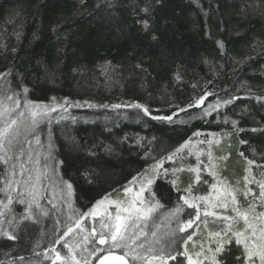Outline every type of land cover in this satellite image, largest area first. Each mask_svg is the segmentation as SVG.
<instances>
[{
    "label": "trees",
    "instance_id": "trees-1",
    "mask_svg": "<svg viewBox=\"0 0 264 264\" xmlns=\"http://www.w3.org/2000/svg\"><path fill=\"white\" fill-rule=\"evenodd\" d=\"M145 7L147 16L141 11ZM145 18L150 22L147 31L137 22ZM9 71L11 75L0 80V97L5 92L11 95V88L22 100L26 95L34 103L56 106V111L37 117L34 135L21 127L19 138L26 150L38 156L42 169L48 165V178L43 181L46 198L40 201L48 215L34 210V219L19 227L15 221L9 225L7 220L13 216L19 220L26 208L12 193V211L0 206L5 212L0 230L14 232L17 239L9 240L0 232V264H53L51 249L63 255L65 242L55 241L69 225L75 227L82 213L105 196L114 197L133 177L141 181L160 161L162 173L194 165V158L188 162L179 153L174 160L167 157L200 136L213 140L209 147L216 180L223 178L243 189L249 168L251 175L264 179V133L251 131L264 127V101L255 99L264 96V0H0V73ZM177 72L180 81L175 79ZM23 87L28 88L27 94ZM206 93L204 103L195 106ZM230 99L231 104L223 103ZM133 103L146 106L153 116L173 115V121L151 119L141 109L129 107ZM217 103L219 108L204 115L208 105ZM116 104L121 107L113 108ZM242 139L249 143L241 144ZM248 159L255 164L249 166ZM208 163L201 168L209 183L194 194L212 191L210 184L216 180L204 168ZM5 167L0 163V189ZM176 175L180 191L168 182L171 171L167 179L158 178L151 186L163 206L157 211L183 205L178 198L185 194L193 174L185 170ZM62 181L73 185L70 197ZM248 187L258 191L255 183ZM0 201L7 203L3 191ZM183 210L187 211L186 205ZM222 227L213 218L207 226L197 223L188 250L199 251L200 243L207 247V233ZM243 227L242 221L234 225ZM90 240L93 243L82 248L91 250L94 237ZM177 247L183 251L182 245ZM89 259L94 264L96 258Z\"/></svg>",
    "mask_w": 264,
    "mask_h": 264
},
{
    "label": "snow or ice",
    "instance_id": "snow-or-ice-1",
    "mask_svg": "<svg viewBox=\"0 0 264 264\" xmlns=\"http://www.w3.org/2000/svg\"><path fill=\"white\" fill-rule=\"evenodd\" d=\"M141 11L145 13V16L149 14V8L147 7L141 9ZM137 22L143 26L145 31L149 30L150 22L148 19H141ZM152 39L155 40L156 36L153 35ZM218 43L221 48L224 47L223 42ZM9 75H11L10 71L0 73V80H5ZM175 79L177 81L182 79L179 72L175 74ZM7 83L10 84V82ZM9 90L12 91L11 95L5 92L0 97V124H2L0 126V163L6 166L4 187L0 191L5 193L7 200V203L0 201V206L11 212L12 209L9 206L13 204L14 200L12 193H16V202L26 206L25 214H21L19 220L13 216L12 219L7 220V223L12 225L15 221L17 227H19L21 222L35 218L36 213L34 210H39L41 214L48 215L47 210L40 203L41 199L46 198L45 191L43 190V181L48 178L46 172L48 165L45 163L42 169L39 166L40 160L38 156L34 157L31 151L25 149L24 143L19 139L21 136L20 128L24 127L26 134L30 132L34 135L39 122L37 117L43 119L49 112H55L56 106L49 107L48 105L34 103L28 100L26 95L22 100L19 93H16L11 88ZM28 91L27 87L22 88L24 94H27ZM207 95L208 93L200 96L195 101V106L202 105ZM233 99H240V97H233ZM255 99L264 101V96H257ZM5 100L10 103L6 105L4 103ZM223 103L225 105L231 104L232 99L225 100ZM193 106V104L188 105L189 108ZM261 106L264 107V103ZM59 107L64 106L59 105ZM112 107L120 108L121 105L116 104L112 105ZM129 107L141 109L145 116H150L154 120L167 121L169 123L173 121V115L153 116L146 106L139 103H133ZM219 107V103L208 105V108L204 111V115H209L211 111H215ZM21 108L23 110L18 111ZM180 111H186V109L180 108ZM232 124L235 127L237 121L233 120ZM239 131H244V129H239ZM251 131L254 133H264V127L252 128ZM195 135H199V133ZM35 140L37 144L40 143L38 136L35 137ZM27 143L29 146L31 145L30 140H27ZM187 143L181 145L167 159L174 160L177 154L187 146ZM240 143L247 144L249 142L242 139ZM208 144L211 145L212 141H208ZM207 155L209 163L204 168L208 170V175L216 180L218 173L215 171L216 165L211 163V151ZM240 155L244 156V153L240 152ZM50 157L51 152H49L48 157L45 159L47 160ZM220 159L226 160L227 157H220ZM196 161L195 165H188L186 168L174 167L171 170L163 169V173L161 172L163 161H160L152 165L154 174L141 180L137 191H134L130 187L124 189L126 195L130 196V199L109 200L105 196L103 199L96 201L95 205L88 212L82 213L75 220V229H80L81 232H84L85 229L81 221L88 216L93 218L99 216V232L93 227L91 231H88L83 236L80 243L73 244L65 240V237L74 231V227L69 225L63 235L55 241L56 244L65 241L63 247L68 250V254L62 256L59 251L52 248L51 251L55 253L53 264H57V261L60 264H92L89 257H95L96 264H136V262H140V264H168L169 260L175 261V264H183V261L178 259V257H184L187 260V264H205L206 261L208 264H264V210L258 211V208H264V179H257L251 175L249 168L246 169L248 175H245L243 178V189L229 185L221 178L210 184L212 191L205 189L204 194L197 195L194 193L200 192L203 185L208 184L209 181L202 175L204 169L201 168V164L204 162L200 159V153L196 154ZM247 163L249 166H252L255 164V161L248 159ZM27 164H32L33 167L29 168L26 166ZM185 170L193 174V180L183 190L185 194L179 196L178 199L183 202V205L193 209L194 214H189V218L186 220H180L179 217L183 212V205L177 203L167 214L169 218L175 217L177 219L176 229L165 232L162 237H158L156 231H151L150 233L145 231L144 229L148 227L147 221L150 219L151 214L157 208L163 207L155 199L156 194L151 186L158 178L167 179L168 173L171 171L173 178L168 182L177 191H180L177 185L179 177L176 174ZM17 175H19V179L16 178ZM261 175L264 176V172ZM136 180L137 178L133 177L130 183H135ZM62 183L66 187L67 194L70 197L73 185L68 181H62ZM252 183L258 186V193L251 187H248ZM146 191L148 192V203H146L144 196ZM53 199H55L54 191ZM109 205H114V212L108 210ZM69 207H71L70 203ZM217 209H221L223 212L234 213V215H224L216 211ZM202 216L203 220L201 219ZM0 217H5L4 211H0ZM208 217H212L214 222L223 223L224 227L217 231H209L207 233V247H205L204 243H200V250L190 253L188 245L189 242L193 241L195 232H188V230L192 229L197 221L207 226ZM241 221L244 227L234 228V225ZM3 223L4 220H0V225ZM156 227L159 228L160 225H156ZM0 232L9 240L17 239L14 232L2 230ZM179 233H187V235L179 236ZM149 234L153 237L152 241H141V237L146 238ZM91 237H96L94 247L91 250L87 247L82 248V245L93 243L90 240ZM156 244L160 245L159 249L153 247ZM95 245H107L108 247L105 250ZM165 245L169 248H176V250L166 253ZM177 245H182L183 251H180ZM77 249H81L80 258L77 257ZM116 249H120L122 254H117L114 251ZM84 252H87L88 255L84 256ZM98 253L100 255H97ZM201 257L203 258L201 259Z\"/></svg>",
    "mask_w": 264,
    "mask_h": 264
},
{
    "label": "rangeland",
    "instance_id": "rangeland-1",
    "mask_svg": "<svg viewBox=\"0 0 264 264\" xmlns=\"http://www.w3.org/2000/svg\"><path fill=\"white\" fill-rule=\"evenodd\" d=\"M211 140L212 139L209 138V137H208V139H207V137L205 138V137H202V136L197 137V138H195V140L189 141L187 143V146L181 152H179V155L181 154V157H183V156L184 157H187L186 159H188L189 157L194 158L192 162L195 165L197 163V161H196V154L197 153H200V159H201V161L203 160L204 163L205 162L207 163V162H209L207 153L209 151H211L210 150V147H209L210 145L208 144V141H211ZM214 141H215V139H214ZM201 142H203V143H201ZM213 144L214 143H213V140H212V145ZM188 162H189V159H188ZM151 172L152 171H149V172L145 173V175L142 177L141 180H143L145 177H150L149 174H151ZM140 182H141L140 180H136L135 183H128L119 193L115 194L114 197H112L111 195L110 196H107V197H108L109 200H127V199H130V196L126 195L124 189L126 187H130L134 191H137L139 189ZM258 191H259V189H258ZM258 191H257V193H258ZM144 196H145V199H146V203H148V192L147 191L145 192ZM95 203L92 206H94ZM186 208H187V211L186 210L185 211L183 210V212L181 213L182 216L180 214V217H179L180 220H186V219H188L189 218V213L190 214H194V210L193 209L188 208L187 206H186ZM108 210L111 211V212H114V205H109L108 206ZM170 210L166 211L165 213H162L160 209H158L159 212L156 209L151 214L150 219L147 221L148 227L145 228L144 230L147 231V232H149V233L151 231H156L157 232V236L158 237H162L165 232L172 231V227L174 229H176L177 228V219L175 217L169 218L167 216V214H168V212ZM217 210H221V209H217ZM88 211H89V209L87 210V212ZM99 220H100V217L99 216H97L95 218H93L91 216L85 217L83 219V222L85 221V224H83V225H85L86 228H84V226L82 225L83 228L85 229V231L84 232H81L80 229H76L75 230V227H74V231H73L72 235L69 234V236L72 239L67 240V241L70 242V243H73V242H71L72 240H74V241L80 240V239L82 240L83 236L86 235L88 231H91V229L93 227H95L97 229V231L99 232V230H100ZM210 221H211V219H210ZM83 222H81V224ZM195 224L193 225V228L192 229H189L188 230V232H195V234H196L197 228H196V225ZM156 225H160V227L157 228ZM179 235L186 236L187 233H179ZM95 239H96V237H94V240ZM145 240L150 242V241L153 240V237H151L150 234L146 238L145 237H141V241H145ZM104 246H105L104 248H107L108 247L107 245H104ZM146 247H147V244H146ZM153 247H155L156 249H159L160 248V245L156 244V245H153ZM62 248H63V255H67L68 254V250L66 248H64V247H62ZM171 249H175V248H169V247L166 246L165 247V252L167 253ZM196 251L197 250L194 248V250H192L191 252L189 251V252L190 253H195ZM181 258H182L183 264H187V260L184 257H181ZM136 264H140V262H136ZM205 264H208V263L205 262Z\"/></svg>",
    "mask_w": 264,
    "mask_h": 264
},
{
    "label": "bare ground",
    "instance_id": "bare-ground-1",
    "mask_svg": "<svg viewBox=\"0 0 264 264\" xmlns=\"http://www.w3.org/2000/svg\"><path fill=\"white\" fill-rule=\"evenodd\" d=\"M208 191H210V190H208ZM201 219H204V218L202 217ZM210 219H212V217H211V218H210V217H208V219H207V220H208V221H210ZM199 222H200V221H198L197 223H199ZM197 223H196V224H197ZM196 224H195V225H196Z\"/></svg>",
    "mask_w": 264,
    "mask_h": 264
},
{
    "label": "water",
    "instance_id": "water-1",
    "mask_svg": "<svg viewBox=\"0 0 264 264\" xmlns=\"http://www.w3.org/2000/svg\"><path fill=\"white\" fill-rule=\"evenodd\" d=\"M97 246L102 247V248L104 247V245H97ZM117 254H119V253H117ZM94 264H96V260H95Z\"/></svg>",
    "mask_w": 264,
    "mask_h": 264
}]
</instances>
